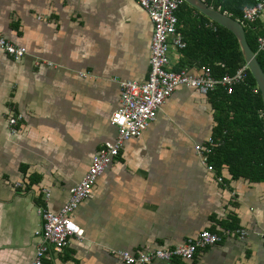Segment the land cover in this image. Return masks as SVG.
<instances>
[{
  "label": "crops",
  "instance_id": "obj_1",
  "mask_svg": "<svg viewBox=\"0 0 264 264\" xmlns=\"http://www.w3.org/2000/svg\"><path fill=\"white\" fill-rule=\"evenodd\" d=\"M262 20L249 29L254 35L264 33ZM151 34L135 0H0V37L26 50L19 60L0 50V264L31 262L37 207L58 213L92 157L114 142L118 83L146 80ZM169 56L172 70L202 69L185 64L180 50ZM217 108L210 96L178 88L73 212L82 237L50 249L43 264H123L119 252L173 248L202 230L228 229L247 234L224 236L190 261L151 264H264V181L226 166L210 172L195 150L218 146ZM15 114L22 120L12 135Z\"/></svg>",
  "mask_w": 264,
  "mask_h": 264
},
{
  "label": "built area",
  "instance_id": "obj_2",
  "mask_svg": "<svg viewBox=\"0 0 264 264\" xmlns=\"http://www.w3.org/2000/svg\"><path fill=\"white\" fill-rule=\"evenodd\" d=\"M147 13L152 24L150 40L149 70L143 82L119 81V106L111 114L109 123L116 130V137L112 144L101 147L92 157L81 180L69 189V198L58 213H52L44 207L38 206L36 211L41 219V227L34 232L36 245L34 256L29 264H43L50 249L61 251L68 245L71 237L81 238L83 230L73 221L72 214L79 204L90 194L98 176L118 156L123 143L131 138H138L154 120L156 112L164 101L178 88L189 87L196 89L206 96L217 88H222L226 94H231L236 85L246 80V65L238 68L232 75L220 78L212 77L208 68L203 67L199 74L193 75L187 70H172L170 65V51L181 50L185 47L181 33L177 30L178 19L176 13L182 0H135ZM262 20L264 28V0H254L253 4L242 9L241 16L236 21L247 29ZM257 53L264 52V33L256 38ZM0 50L14 60H19L26 54L23 47L16 46L0 37ZM256 92V88H254ZM263 117L264 113L261 112ZM22 120V116L15 114L8 119L9 133L14 135ZM201 156V162L206 169L213 172V165L207 162L211 147L195 146ZM222 182V177H217ZM20 186V183H16ZM49 193L45 192V199ZM244 229H228L222 235L202 230L193 239L184 244L168 249L145 251L137 254L119 252L117 255L123 264H151L155 261L170 262L173 259L190 261L202 249L219 243L224 236H246Z\"/></svg>",
  "mask_w": 264,
  "mask_h": 264
},
{
  "label": "trees",
  "instance_id": "obj_3",
  "mask_svg": "<svg viewBox=\"0 0 264 264\" xmlns=\"http://www.w3.org/2000/svg\"><path fill=\"white\" fill-rule=\"evenodd\" d=\"M203 1L214 9L220 8L221 12L231 14L233 18H239L243 7L253 3V0ZM176 16L177 30L185 42V48L180 50L185 64L208 68L216 79L232 75L245 65L237 40L230 31L185 2ZM257 35L246 29L245 39L253 53H256ZM255 57L264 73V52L257 53ZM206 96L218 103L213 131L214 144L218 143V146L211 147L208 162L218 170L226 166L233 176L264 181V116H260L263 104L249 70L244 83L236 85L231 94L217 88Z\"/></svg>",
  "mask_w": 264,
  "mask_h": 264
},
{
  "label": "water",
  "instance_id": "obj_4",
  "mask_svg": "<svg viewBox=\"0 0 264 264\" xmlns=\"http://www.w3.org/2000/svg\"><path fill=\"white\" fill-rule=\"evenodd\" d=\"M189 6L207 17L212 22L230 31L236 38L243 61L253 77L260 93L264 113V73L245 39L242 26L233 18L227 16L218 9H214L204 3L203 0H184Z\"/></svg>",
  "mask_w": 264,
  "mask_h": 264
}]
</instances>
